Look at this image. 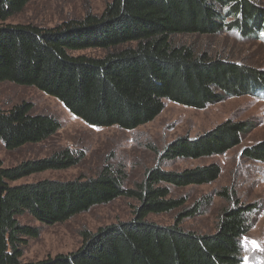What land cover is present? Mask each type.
<instances>
[{
	"label": "trees",
	"instance_id": "1",
	"mask_svg": "<svg viewBox=\"0 0 264 264\" xmlns=\"http://www.w3.org/2000/svg\"><path fill=\"white\" fill-rule=\"evenodd\" d=\"M30 1L0 0V83L32 87L90 127L132 131L159 116L165 102L200 110L225 97L255 96L264 90V69L175 41L223 32L264 35V7L251 0H111L100 15L87 14L50 28L5 24ZM89 50L103 54H74ZM59 129L55 118L33 114L27 103L0 108V141L7 150L41 143ZM251 129L248 121L226 120L194 139L177 138L160 160L225 154ZM242 154L263 162L264 142ZM77 163L73 152L62 149L14 167L0 165V264H241L240 239L249 232L254 205L241 204L228 190L218 192L229 205L221 211L214 233L197 234L180 226L196 211L170 197V187L216 181L217 165L177 172L156 166L131 188H124V172L112 167L87 179L14 184ZM121 197L136 203L131 220L83 232L74 252L21 262L27 239L38 233L21 225L18 217L28 214L52 226ZM175 210L179 213L171 225L146 221L149 215Z\"/></svg>",
	"mask_w": 264,
	"mask_h": 264
},
{
	"label": "rangeland",
	"instance_id": "2",
	"mask_svg": "<svg viewBox=\"0 0 264 264\" xmlns=\"http://www.w3.org/2000/svg\"><path fill=\"white\" fill-rule=\"evenodd\" d=\"M110 1L31 0L21 13L10 17L5 24L50 28L71 19L80 20L87 14L100 15ZM251 1L264 7V0ZM175 41L190 45L197 52L233 57L264 69V35L261 34L246 37L237 32H223L216 36H181ZM74 54L101 56L103 52L89 50ZM22 103L29 104L33 114L55 118L60 129L41 143L27 144L14 150H7L0 141V165L14 167L24 161L47 158L62 149L73 152L78 163L65 170L35 173L14 184L87 179L94 177L103 167H112L124 172V188H131L156 166L164 171L177 172L215 164L220 168V175L213 183L169 188L172 199H182L183 208L196 211L192 217L183 219L180 226L197 234L214 233L221 211L229 205L217 193L228 190L241 204L255 206L249 214V232L240 239L241 264H264V161L251 160L242 154L245 148L264 142V90L255 96L225 97L219 103L200 110L165 102L159 116L132 131L117 127H90L73 117L60 102L32 87L0 83L1 109L7 110ZM226 120L251 124V131L243 136L239 146L225 154L197 160H160L163 150L177 138L187 136L194 139ZM135 205L133 200L117 198L52 226L24 214L17 218L19 223L37 229L38 234L27 239L21 262H37L74 252L81 244L83 232L93 233L101 227L131 220ZM178 213L179 210H175L149 215L146 221L168 226L174 223Z\"/></svg>",
	"mask_w": 264,
	"mask_h": 264
},
{
	"label": "snow or ice",
	"instance_id": "3",
	"mask_svg": "<svg viewBox=\"0 0 264 264\" xmlns=\"http://www.w3.org/2000/svg\"><path fill=\"white\" fill-rule=\"evenodd\" d=\"M253 243H255V242H253Z\"/></svg>",
	"mask_w": 264,
	"mask_h": 264
}]
</instances>
